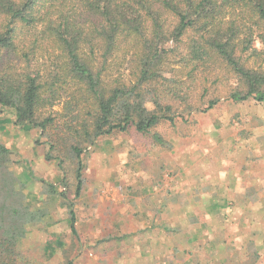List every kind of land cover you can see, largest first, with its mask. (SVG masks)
Returning a JSON list of instances; mask_svg holds the SVG:
<instances>
[{
  "label": "trees",
  "instance_id": "obj_1",
  "mask_svg": "<svg viewBox=\"0 0 264 264\" xmlns=\"http://www.w3.org/2000/svg\"><path fill=\"white\" fill-rule=\"evenodd\" d=\"M263 61L264 0H0V108L40 129L64 171L57 183L20 172L0 142V264H36L22 242L60 206L77 234L69 193L81 196L99 139L135 130L165 145L159 126L212 109L225 80L227 99L264 102Z\"/></svg>",
  "mask_w": 264,
  "mask_h": 264
},
{
  "label": "rangeland",
  "instance_id": "obj_2",
  "mask_svg": "<svg viewBox=\"0 0 264 264\" xmlns=\"http://www.w3.org/2000/svg\"><path fill=\"white\" fill-rule=\"evenodd\" d=\"M228 84L213 87L222 99L207 112L161 124L165 145L131 130L89 147L81 196L74 198L73 185L69 193L77 234L60 206L54 224L29 228L23 257L36 264H264V134L243 132L247 143L230 138L244 122L264 125V102L227 99ZM14 122V111L0 108V142L14 151L16 169L29 165L59 182L64 171L47 158V137ZM68 177L74 181V173Z\"/></svg>",
  "mask_w": 264,
  "mask_h": 264
},
{
  "label": "crops",
  "instance_id": "obj_3",
  "mask_svg": "<svg viewBox=\"0 0 264 264\" xmlns=\"http://www.w3.org/2000/svg\"><path fill=\"white\" fill-rule=\"evenodd\" d=\"M244 102V101H243ZM248 112H250V111H247V113ZM263 120V119H262ZM244 124H246V129H240V128H236L237 129V131H235V132H232L231 133V135H230V138H233V140L234 141H236L237 143H247L248 141H247V139H245V138H243L242 137V133L243 132H246V131H251L252 132V129H254V130H256V131H260L262 134H264V125H262V126H259V127H257V128H254L249 122H244ZM255 132V131H254ZM240 135V136H239ZM238 140H237V139ZM254 174H252V173H250V172H247V176H246V173L245 174H243V177L244 178H246V177H251L252 176V178H254V176H253ZM238 177H240V176H238ZM238 177H235V179H237ZM240 178V179H244V178ZM251 178V181H253V179ZM250 181V182H251ZM253 184H256L255 183V180H254V182H253ZM245 190H248V189H250V190H252V189H254V187H248V186H246V188H244ZM243 189V190H244Z\"/></svg>",
  "mask_w": 264,
  "mask_h": 264
}]
</instances>
